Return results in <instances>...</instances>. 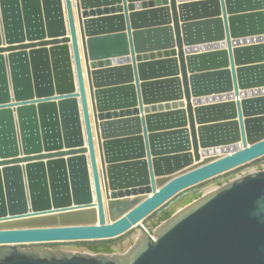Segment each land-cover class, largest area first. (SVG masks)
Wrapping results in <instances>:
<instances>
[{"label":"rangeland","instance_id":"rangeland-1","mask_svg":"<svg viewBox=\"0 0 264 264\" xmlns=\"http://www.w3.org/2000/svg\"><path fill=\"white\" fill-rule=\"evenodd\" d=\"M98 1L0 0V211H5L6 214L12 210L26 208L31 203L40 205L45 201L62 202L69 198L89 197V205L84 209L88 208L98 213L101 208L106 217L108 212L105 210L104 201L114 184H117L113 175L118 167H122L124 161L131 159L124 156L143 151L145 153L141 163L147 167L159 158V154L151 151L152 146H163L162 144L173 146L174 138L178 139L177 145L181 147L176 153L194 156L193 138L188 123L181 127V133H178V130L167 129L158 137L152 135L159 134L163 130L147 127L149 121L159 116L154 112L146 111L145 107L146 100L156 97L155 89L160 87V81H164V87L168 92L182 94L183 102L185 105L187 103L178 57L171 59L175 73L165 76L167 78L162 77L163 79L159 81L156 78H141L140 64L134 58L137 54L135 48L139 43L149 47L168 44L176 49L172 20L162 26L147 28L145 34L139 35L137 43L135 33L139 32L132 27L129 10L121 11L120 29L106 31L102 29L105 25L103 22H108L107 24L112 26L119 25L118 21L116 23L110 18L107 20L97 18L100 23L98 27V24L87 19L94 16L85 15L84 11L90 7L91 2ZM136 1L139 0H120V4L127 6L128 3ZM215 1L220 3L225 0ZM167 8L169 10V5ZM240 13L247 15L260 13V19L264 24V5L258 10L239 11L233 14L221 13L214 18L186 19L180 23L181 27L185 26V30H188V37L194 40L198 38L197 31L194 29L196 23L217 19L224 27L225 23L227 26L230 16ZM213 28L210 27V31H213ZM227 31L224 27L225 41ZM200 41L204 42L203 39ZM124 45L129 50L127 53L131 60L124 63L125 66L117 69L116 72L109 74L105 70L100 72L98 69L105 66L94 65L100 58L99 51L100 53L114 52ZM242 49L264 54V45L263 47L251 45ZM219 52L228 55L230 48L225 47L215 53ZM205 55L207 54L193 56L197 57L196 64H202V60L208 58ZM227 61L223 60L222 65L215 67L195 70L187 68L190 102L197 94L214 88L224 90L231 86V92L234 93V86L238 89L240 84L254 82L257 77L264 75V61L259 64L253 62V64L233 66ZM8 62L12 70L7 73L4 67ZM189 63L187 61V65ZM20 70L23 74L19 73ZM106 74L108 76L103 77ZM110 78H121V81L103 83V79ZM131 106L137 109V113L121 116L122 121H128L129 126L126 125L130 131L112 134L106 122H103L104 118L100 117L101 114L104 111ZM197 110V107L193 108V115L200 113ZM207 110L210 109H205L203 113L208 114ZM177 113L180 115L179 120H187L186 106L183 111ZM117 118L120 116L115 117ZM245 118V115H236L226 122L232 123L231 129L238 135L242 133L246 135L250 124ZM221 121L205 120L199 123L200 129L196 132L199 146L201 143L209 144L222 139L224 131H227L225 127L227 124ZM153 143L156 144L153 145ZM167 155L169 153L161 156ZM213 156L215 155L211 157ZM261 158L264 159V155L259 159ZM90 159L94 161L98 169L97 189L91 184L90 171L86 167ZM204 159L206 158L201 157L199 162ZM256 161L257 159L222 172L179 194L188 190V192L197 190L195 192L198 195L197 198L203 196L217 188L214 184L215 179L220 178L219 180L223 181L225 177L232 179L246 171H255ZM101 162L103 166L105 165L107 179L103 190L98 174L99 167L102 166ZM131 162L133 161H129ZM197 162L191 165H196ZM260 166L264 169V161L260 163ZM177 172L171 175L175 176ZM168 177L170 176H155L156 184H161ZM179 194L139 221V224L153 234L152 231H155L167 218L197 199L191 197L185 203L178 205L187 197L177 199ZM126 204H128L126 201H121L120 207L125 209L128 207ZM106 208L108 209V204ZM167 210L171 211L169 217L162 219ZM8 219L12 220L9 217L5 220ZM140 236L142 231L133 226L123 234L117 245L125 242L123 245H126L124 247L126 251L130 247L129 238L131 237L133 242ZM99 242L109 241L82 240L42 244L50 248V245L73 247Z\"/></svg>","mask_w":264,"mask_h":264},{"label":"water","instance_id":"water-1","mask_svg":"<svg viewBox=\"0 0 264 264\" xmlns=\"http://www.w3.org/2000/svg\"><path fill=\"white\" fill-rule=\"evenodd\" d=\"M142 1L144 2L137 3ZM253 1L254 0H225L217 3L215 0H170V2L167 3L166 0H152L149 2H146V0H139L130 2L129 6L122 5L123 7L120 10H113L109 12V14L106 13L102 16H97V14L93 12L90 14V16H94L89 18V20H91L90 22L98 24L97 27L100 24L97 18H105L106 20L110 18L111 21L114 20L116 23L118 21V26H112L107 24L108 22H103L105 25L102 29L106 31L110 29H120V25L122 24L121 11L129 10L132 27L139 32L135 33V40L137 43L139 42V37L145 34L147 28L162 26L172 20L176 49L173 45L168 44L159 47H149L139 43L135 48L137 53L170 48H172V50L162 53L160 57L145 56V58H142V56L139 55L137 58H134L138 60L140 64L139 73L141 78H156L157 81H159V79H163L162 77L171 76L175 73L176 70L174 71L172 68L171 59H174L175 56L178 57L183 92L187 100L186 109L188 111V118L186 121L179 120L180 115L177 113L184 110L182 108V104L184 103L183 100L181 102L163 105L160 108H150L147 106L145 107L146 111L154 112V114L159 115L149 121L147 127L149 129L163 130L159 134L152 135L158 137L165 130L167 131V129L173 131L178 130V133H181V127L188 123L193 138L194 156L176 153L181 148L177 145V138L173 139L172 142L175 144L173 146L164 144H162L163 146H152L151 151L159 154V158L154 160L147 167L145 164L141 163L145 153L143 151H136L131 155L124 156V158L131 159L124 161L125 163L123 162L122 167H118V172L116 171L113 175L114 181L117 184H114L112 189L139 184L144 180L148 183L149 180L151 184L150 188L154 190L157 180L155 176L169 175L170 177L163 181L164 184L158 191L154 192L151 197L144 198L141 201H135L137 202L135 205L133 202L126 201L128 203L126 204L128 209L120 207L121 201L110 202L107 216L114 218L119 216L122 212L126 213L123 217H119L113 222H107V224L105 223L106 217L101 208L98 213L88 208L78 209L80 207H70L71 209L68 210L62 209L48 212L47 215L36 213L9 217L12 218V220H19V218L25 220L28 217L32 218L28 220L30 225L28 221L22 220L26 225L0 228V264H264V169L248 171L237 177L218 183L216 189L198 197L181 211L167 218L155 231H152L154 232V238L145 231V234L142 235L140 239L131 242V237L129 238L130 247L128 250L125 251L124 249L126 245L119 244L117 246L118 242L121 240L120 238H122L123 234L127 231L124 233L122 232L128 228L130 223L135 222L136 219L141 217L145 218L180 192L211 177L217 176L220 171L242 162H250L255 159L258 161L260 157L257 156L261 154L264 155V116L260 115L264 114V102H260L261 98L264 99V92L251 94L244 99L245 101L233 102L235 110H230L229 115L222 117L223 115L221 114L224 112L223 109L228 107L227 103L205 105L207 102L203 101L202 103H198L194 98L192 102H190L189 81L187 80V68H189V70H195L198 68L215 67L222 65V63H224L223 60H228L227 62H230L232 66L235 64H253V62L259 64L263 62L264 54H258L257 51H248V49L242 48L251 45L263 47L264 43H257L264 42V37H254L235 41L233 45L230 43L231 38L238 36V33H249L257 28L264 29L263 21L260 19V13L252 15L240 13L230 16L227 26L226 23L224 26L226 31L228 29L226 32V41L214 44L209 43L207 45L202 44L224 38V27L221 26L219 20L212 19L209 22L196 23L194 29L197 31L198 38L194 40L188 37V30H185V26L181 27L180 23L186 19L214 18L221 13L233 14L239 11L258 10L264 5V0H261V6L258 4L250 7L249 5L245 6V3H252ZM115 2L120 3V0H99L98 2H91L90 6ZM168 5L169 10L167 8ZM210 27H214L213 31H210ZM201 39L204 40L203 43L200 41ZM193 43H199L201 45H196L195 47L188 46ZM225 47L230 48V53H228V55H223L222 52L215 53ZM127 51L129 50L124 45L114 52L109 51L100 53L99 51V57L128 54ZM203 53L207 54L205 56L208 58L202 60V64H196L197 57L194 58L193 56H199ZM259 58H261V60ZM123 60V62H117L118 60H115V64L108 62L107 64L103 63L100 66L105 67L98 70H100V72L105 70L108 72L107 74L116 72L117 69L125 66L124 63L131 60V58L129 57ZM187 61L188 63L190 62L188 65ZM11 67L12 66L9 65L8 62L4 70L8 73L12 70ZM22 70L19 71L20 74H23ZM107 74L103 75V77L108 76ZM262 76L263 75H261V77ZM261 77H257L254 82L261 79ZM120 79L121 78H110L103 79L102 81L103 83H119L121 81ZM159 85L160 87L158 86V88L155 89L156 97L146 100L147 104L173 99L176 96H180L182 99V94L168 92L164 87V81H160ZM234 88V93H236L238 90L237 86H234ZM229 96L230 97L225 98V100H232L233 95L229 94ZM219 98L220 99L216 102L225 101L221 97ZM258 100L260 101L258 102ZM193 106L195 108L198 106L197 111L200 112L197 113L196 116L192 113ZM205 109H210L207 110L208 114H204ZM135 113H137V109L133 110L132 114L122 113L119 115L120 118L117 119L107 114L103 122H106L112 134L127 133L130 131L128 127L129 123L128 121H122L123 118L121 116L133 115ZM236 115L246 116V122L250 124L247 134L245 135L242 133L238 135V133H235L234 130L231 129L232 123H227L225 127L227 128V134H229L211 143L218 142V144H224L232 142L236 144L238 140L241 142H243V140L253 142L258 139L255 143L245 149H240V147L236 148L232 145L230 148L233 154L230 156L223 157L216 162L193 167L175 176L171 175L191 165L193 160L197 159L199 155L203 153V151L199 153L197 141L195 139L194 116L198 118L197 120H199L200 123L205 120H230V118L232 119ZM211 143H209V146H213ZM154 144L156 143H153V145ZM165 153H169V155L161 156ZM206 155H208V153ZM129 161L133 162L129 163ZM90 168L93 186L97 189V167L91 159ZM219 179L220 178L215 179L214 181L218 182L220 181ZM145 190L146 189H141V191ZM120 195L122 196L123 193L120 192ZM79 200L84 201L83 203L86 204L81 207H87L89 205L90 198L88 197L86 199L69 198L62 202L45 201L40 205L31 203L29 206L42 207L49 203L63 204L66 202L75 204ZM27 208L28 207L9 211V214L25 212ZM74 208L77 209L75 210ZM5 215V211H0V216ZM58 216H60V219L57 218ZM7 217L8 216L3 218L6 219ZM5 219L1 218V220ZM97 219L101 221V224L95 227L93 223ZM115 238L118 239L114 240ZM67 239H72L74 241L108 240L109 242L82 244L73 247L50 245V248H46L42 244L45 242H62ZM27 243H29V245H24ZM116 247H118V249H116ZM70 248H76L77 250L73 251Z\"/></svg>","mask_w":264,"mask_h":264},{"label":"bare ground","instance_id":"bare-ground-1","mask_svg":"<svg viewBox=\"0 0 264 264\" xmlns=\"http://www.w3.org/2000/svg\"><path fill=\"white\" fill-rule=\"evenodd\" d=\"M149 1H152V0H146V2H149ZM166 1H167V3L170 2V0H166ZM143 2L144 1L137 2V3H143ZM137 3H134V4H137ZM261 3H262L261 0H254L252 3H245L246 4L245 6H248L249 5V7H250L252 5H255L256 6L257 4L259 6H261ZM129 5H130V3L127 4V6H129ZM122 7L123 6L120 3H116V2L115 3H105L103 5H92L87 10H85L84 13L86 12L85 13L86 15H90L93 12V13H95L97 15H105L106 13L109 14V12H111L113 10L114 11L120 10ZM87 19H89V18H87ZM238 34H239L238 36H235V37L231 38L230 43L232 45H233V42H235V41L244 40V39H247V38H254V37H256V38L264 37V29L263 28H257V29H254L253 31L249 32V33L242 32V33H238ZM223 41H225L224 38H221V40H213V41L205 42L202 45H207L209 43L210 44L211 43L212 44H214V43H222ZM261 43H264V42H260V43H257V44H261ZM69 44H70V42H69ZM196 45H201V44H199V43L198 44L193 43V44H189L188 46L195 47ZM170 50H172V48H170V49H164V50H155V51H150V52H142V53L135 54V57L137 58V56H139V55L142 56V58H145V56H148V57H160L162 55V53H164L166 51H170ZM129 57L130 56L128 54H120V55L117 54V55L104 56L102 58H99V60H97V62H95L94 65L99 66V65H101L103 63L104 64H107V62L108 63H111V64H115V60L116 61L118 60L117 62H123L124 61L123 59L129 58ZM259 59L261 60V58H259ZM262 92H264V75L261 77V79H259L256 82H251V83H249L247 85H243V84L240 85V87L238 88V90H237L236 93H232L231 92V86L227 87L224 90H220V89H215L214 88L212 90H207V91L205 90V91L197 94L194 97V100L196 102H198V103H202L203 101H205V102H207V104H205V105H211V104H215V103H225L226 102L227 105H228V107L227 108H224L223 109L224 112H223V114H221V115H223L222 117H226L227 115H229V111L230 110L231 111L232 110H235L234 105H233V102H235V101H245L244 99H246L247 96L249 97L251 94L262 93ZM229 94H232L233 95L232 96V100H225V98H229L230 97ZM219 97H221L225 101L216 102L217 100L220 99ZM181 101H182L181 97L180 96H176L173 99H168V100H163V101H157V102L148 103L146 105V107L149 106L150 108H153V107L160 108L163 105L173 104V103L181 102ZM259 101L260 100H258V102ZM260 102L263 103L264 102V99L261 98V101ZM182 105H183L182 108L184 109L185 106H186L185 103H183ZM90 109H91V107L89 108V110ZM133 110H136V108L134 106L126 107L124 109H122V108L113 109V110H109V111H104L101 114L100 117L101 118H105L107 116V114H110L114 118L116 116L121 115L122 113L132 114ZM90 112H91V110H90ZM260 115L261 116H264V114H260ZM197 119L198 118H196L195 116L193 117V122H194V126H195V136H196L195 139L197 141V146H198L199 153H200V151L201 152L203 151V153L201 155H199V157L197 159H194L193 160V162L198 161L196 165L187 166L186 169H188V168L189 169H192L193 167H198V166L203 165V164H206V163L216 162L219 159H222L223 157L232 155L233 154V151H231V148H230L232 145H234L236 148H239L240 147V149H242V148L245 149V148L250 147L251 144L255 143V141L258 140V139H256L253 142H248V141H244V140H243V142H241L240 140H238L236 142V144L235 143L233 144L232 142H228V143H224V144H218V142L217 143H211V144H213V146H209V144H207V143H201V146L203 147V148H201V146L198 145L197 134H196L197 129H200L198 127L199 126V120H197ZM227 120H229V119H222L221 122L227 124V122H226ZM91 126H92V124H91ZM224 132H225L224 135H226L227 134V131H224ZM259 139H261V138H259ZM237 143H240V144H237ZM95 149H97V148L95 147ZM68 152H70V150H68ZM207 153H208V155H206ZM212 155H215V156L211 157ZM261 155H263V154H261ZM261 155H259L257 157H261ZM201 157H205L206 159H204L203 161L199 162V159ZM100 160L102 161V157L101 156H100ZM263 161H264V159H259L257 162H255V165H257L256 170L263 169L260 166V163H262ZM244 163H247V162H242V163H239L237 165L230 166V167L226 168L225 170L220 171L219 174L222 173L223 171H229L231 169H234L238 165H242ZM104 166H103V163H102V166L99 167V173H98L99 174V180H100V184H101V189L102 190L104 189V186H106V181H107V179L105 178L106 175H105V171H104ZM88 167H89V171H90V181H91V184L93 185L92 172H91L90 161L89 160H88ZM184 168H182L181 170H179V172H177V174H175V175H178V174L184 172V170L187 171ZM97 171H98V169H97ZM246 172H248V171H246ZM172 176H174V175H172ZM226 180H228L227 177H225L223 181H221V180L218 181V182L217 181H214V184H216L218 186V183L224 182ZM163 184H164L163 182L161 184H155V188L153 190V189L150 188L151 187V184L149 183V180H148V183L144 180V181H142V183H139V184H133V185H128V186H125V187H122V188L112 189V190H110L109 193L107 191L108 194H107L106 200L105 201L103 200L105 202V206H104L105 207V210H106V212H108L107 211L108 209L106 208V206H107V204L109 206V203L110 202L127 201V202H133L134 205H135V203H137L135 201H141L144 198L151 197L152 194L154 192L158 191V189ZM141 189H146V190L145 191H141ZM196 191L197 190H192L190 192H184L181 195H179L177 197V199H181L183 196H187V197L185 199H183L178 205H180L182 203H185L191 197L197 198L198 195L195 194ZM120 192L123 193L122 196L120 195ZM140 196H144V197H140ZM104 197H105V195H104ZM131 198H133V199H131ZM102 199H103V197H102ZM83 202L84 201L79 200L75 204H73L71 202H66V203H63V204L49 203V204H46L45 206H42V207L28 206V208H27V210H25V212H21V213H18V214L11 213V214H6L5 216H0V228L24 226L26 224H24L23 221H28L29 219L32 218L30 216L31 218L28 217V218H26L27 220L26 219L25 220L22 219L23 221L20 218H19V220H1V218L6 217V216L13 217V216H18V215H23V214L30 215V214H36V213H43V214L47 215V213L48 212H51V211L62 210V209L68 210V209H71L70 207H81V206L86 205ZM82 208L84 209L86 207H82ZM82 208H78V209H82ZM74 209L76 210L77 208H74ZM170 212L171 211L167 210L166 213H165V215L162 216V219L163 218L166 219L167 217H169V213ZM125 213L126 212H122V213L119 214V216L114 217V218L109 217V216H106L105 223L107 224V222H113L114 220H117L119 217L120 218L123 217L125 215ZM43 214H40V215H43ZM107 215H108V213H107ZM59 217L60 216H58L57 218L60 219ZM142 219H144V218L143 217L138 218V219H136L135 222L130 223V225L128 226V228L126 230H124L122 233H124L125 231L130 230L133 226H135L136 228H139L142 231V235H144L145 234V231H147L151 235V237L154 238V233L153 234L150 233V231L146 230L145 228H143L139 224V221H141ZM28 224L30 225V222L29 221H28ZM93 224L96 227V226H98V225L101 224V221L99 219H97V220H95V222ZM114 237H116V236H114ZM141 237L142 236H140V238ZM63 241H74V240L67 239V240H63ZM128 242L130 243V240ZM131 242H132V240H131ZM123 244H125V242L122 243V245ZM116 249H118V247H116Z\"/></svg>","mask_w":264,"mask_h":264}]
</instances>
